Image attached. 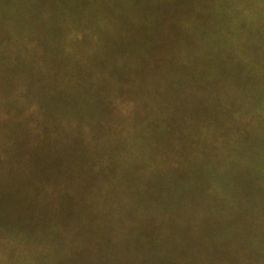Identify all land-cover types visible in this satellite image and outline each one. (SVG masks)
Instances as JSON below:
<instances>
[{
    "label": "trees",
    "instance_id": "trees-1",
    "mask_svg": "<svg viewBox=\"0 0 264 264\" xmlns=\"http://www.w3.org/2000/svg\"><path fill=\"white\" fill-rule=\"evenodd\" d=\"M61 217L98 264H264V0H0V264Z\"/></svg>",
    "mask_w": 264,
    "mask_h": 264
},
{
    "label": "rangeland",
    "instance_id": "rangeland-1",
    "mask_svg": "<svg viewBox=\"0 0 264 264\" xmlns=\"http://www.w3.org/2000/svg\"><path fill=\"white\" fill-rule=\"evenodd\" d=\"M201 153L202 151H198ZM51 154H59V155H65L69 154L72 159H74V163L76 161L80 162L82 161L81 155H77L76 151H49ZM172 155V156H170ZM168 154V159H173V161H180L182 162L185 158L183 157H174L173 154ZM191 161V162H188ZM105 162V161H104ZM111 164V165H109ZM197 164L198 167L203 166L204 160L203 159H196V158H190V159H185V165H195ZM120 165L119 161H109L108 165L106 166L107 168L109 166H118ZM112 167V168H113ZM75 169H84V167H74ZM103 172H106V169L103 168L102 171L97 174L99 175L98 178L103 176ZM96 175V176H97ZM84 177L85 175H77V177ZM148 185L150 184H158V179L156 178H148L146 181ZM171 183V181H170ZM73 221L72 219H68L67 217H61V219L58 220V223L60 224L59 226L61 227L60 230L61 232H64L62 234H66V239H64L61 235L60 241L62 243H68L69 246L67 247L66 251L64 253H58V254H49L47 256H44L46 259H48L47 264H81L83 261L90 262L92 264H98V260L105 261V258L99 257V252L96 251L95 249H92L88 246L87 243H84L82 240V236L80 234L76 233H71L68 232L72 226H73Z\"/></svg>",
    "mask_w": 264,
    "mask_h": 264
}]
</instances>
